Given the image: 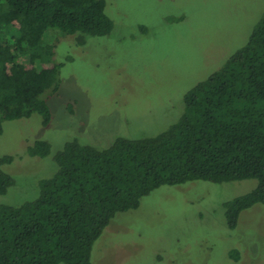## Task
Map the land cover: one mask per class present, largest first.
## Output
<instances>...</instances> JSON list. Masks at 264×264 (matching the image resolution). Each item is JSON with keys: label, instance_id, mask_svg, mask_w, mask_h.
<instances>
[{"label": "rangeland", "instance_id": "obj_1", "mask_svg": "<svg viewBox=\"0 0 264 264\" xmlns=\"http://www.w3.org/2000/svg\"><path fill=\"white\" fill-rule=\"evenodd\" d=\"M108 36L53 35L48 67L61 65L59 88L46 92L50 113L5 121L1 170L14 181L0 205L35 200L39 183L56 170L54 157L77 142L107 149L120 139H150L183 114V98L245 45L264 15V0H104ZM45 142L49 153L28 149ZM54 170V171H53ZM257 181H194L162 186L135 210L118 213L94 243L92 264H264V206L227 226L225 205Z\"/></svg>", "mask_w": 264, "mask_h": 264}, {"label": "trees", "instance_id": "obj_2", "mask_svg": "<svg viewBox=\"0 0 264 264\" xmlns=\"http://www.w3.org/2000/svg\"><path fill=\"white\" fill-rule=\"evenodd\" d=\"M105 8L104 0H0V134L5 121L34 113L49 123L42 96L58 92L61 67H48L50 40L76 36L83 45V37L108 36ZM183 106L177 123L154 138L120 139L107 149L65 144L35 200L0 205V264H92V247L111 220L162 186L256 180L225 205L230 230L241 212L264 206V15ZM48 153L45 142L28 149L31 157ZM11 161L0 158V194L14 184L1 170Z\"/></svg>", "mask_w": 264, "mask_h": 264}]
</instances>
